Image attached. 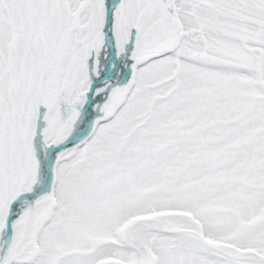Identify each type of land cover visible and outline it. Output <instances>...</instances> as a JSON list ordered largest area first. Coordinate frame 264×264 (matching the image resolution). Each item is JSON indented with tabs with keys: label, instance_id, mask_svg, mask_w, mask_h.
Returning <instances> with one entry per match:
<instances>
[{
	"label": "snow or ice",
	"instance_id": "6c2138e0",
	"mask_svg": "<svg viewBox=\"0 0 264 264\" xmlns=\"http://www.w3.org/2000/svg\"><path fill=\"white\" fill-rule=\"evenodd\" d=\"M0 264H264V0H0Z\"/></svg>",
	"mask_w": 264,
	"mask_h": 264
}]
</instances>
